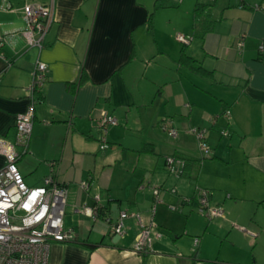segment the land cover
<instances>
[{"label":"crops","instance_id":"0c3cea01","mask_svg":"<svg viewBox=\"0 0 264 264\" xmlns=\"http://www.w3.org/2000/svg\"><path fill=\"white\" fill-rule=\"evenodd\" d=\"M181 1L54 0L53 22L38 52L27 47L22 35L21 9L52 0H0L1 139L13 140L16 118L30 105L25 89L35 62L47 66L33 105L27 152L17 149V168L28 186L53 176L68 190L63 228L74 232L75 241L52 243L48 264H264V51H259L264 0H186L183 24L171 27L168 20L170 28L159 34L156 14L182 6ZM197 2L208 6L216 22L202 39L195 37L183 46L176 37L191 35ZM225 110L228 119L221 116ZM102 111L117 121L106 132V142L114 146L104 151L97 140ZM168 120L180 135H168L178 139L176 149L165 155L202 160L196 170L180 174L195 187L191 196L159 190L156 203L157 188L150 189V182L144 185L139 175L121 179L114 190L117 163L123 173L161 165L167 170L153 158L162 145L161 123ZM195 128L208 131L212 154L207 159L200 158L192 143ZM147 144L152 151L141 152ZM84 181L88 191L79 187ZM197 189L210 191V204L221 206L224 217L210 224L195 219L192 202L183 205L189 210L183 213L182 232H177L165 218L177 207L167 209L165 203H175L182 193L193 199ZM97 196L96 217L83 215L82 207H93ZM124 211L138 213L143 225L154 224L149 250L142 255L132 250L137 220H125L118 240L109 233L105 219L115 221ZM218 225L253 241L251 260H240L231 241L230 259L205 253L210 238L218 239L213 234ZM195 237L200 241L194 248Z\"/></svg>","mask_w":264,"mask_h":264},{"label":"built area","instance_id":"2783aa9c","mask_svg":"<svg viewBox=\"0 0 264 264\" xmlns=\"http://www.w3.org/2000/svg\"><path fill=\"white\" fill-rule=\"evenodd\" d=\"M53 1L48 5L26 4L22 7L21 13L25 23L22 35L28 48H35L38 52L43 49L45 36L53 22ZM176 40L187 46L192 41V37L177 35ZM2 41L0 34V47ZM238 46H242L241 41ZM259 51H264V39L261 41ZM46 73L47 66L37 60L31 73V81L25 89L30 105L16 118L13 140L7 142L0 138V155L4 160V165L0 168V264H48L52 243L75 241L74 232L63 228L67 187L58 183L53 176L45 177L39 186H28L17 168L20 157L17 149L21 154L27 152L34 117L33 105L37 101L36 93L45 83ZM229 114V111L225 110L221 116L228 119ZM216 118L211 120L212 124L215 123ZM116 125L117 121L111 114L103 111L100 113L97 124L100 150L108 149L106 132L108 127ZM162 130L171 138L177 137V131L165 123ZM191 131L197 140L202 159L209 158L212 150L205 140V131L196 128ZM222 135H226V132H222ZM164 165L171 174L180 176L182 173L183 161L175 156H167ZM79 187L83 191H88L89 183L81 182ZM159 190H153L156 203L159 202ZM171 193H174V190H171ZM94 200L93 207L83 206L81 210L83 215L93 219L98 213L99 197H95ZM192 202L197 213L208 220L224 217L221 206L210 204L208 190L197 189L193 199H180L181 206L190 205ZM128 219L139 222V231L132 250L142 255L149 250L151 244L150 233L154 228L152 222L143 225L140 223L138 213L127 211L120 212L115 221H111L110 218H106L105 221L109 224L111 235L122 236L124 222ZM193 244L197 247L198 240L194 239Z\"/></svg>","mask_w":264,"mask_h":264},{"label":"rangeland","instance_id":"374dc122","mask_svg":"<svg viewBox=\"0 0 264 264\" xmlns=\"http://www.w3.org/2000/svg\"><path fill=\"white\" fill-rule=\"evenodd\" d=\"M172 1L179 2V0H172ZM186 2L187 1L184 0V4L182 6L180 4L179 7L176 8V9L162 10V12H158L156 14V17L158 18L159 23H160L158 25L159 34L163 33V29L164 28H165L164 32L167 31V29L170 28V24H169L168 20H171V23H172L171 27H173V25L176 24L177 22H180L181 24H183V20H184L183 19V14H184L183 11H184V9L187 10V8L185 6ZM193 2H195V0H193ZM187 24H188L187 26H188V29H189L190 22L187 23ZM169 122L170 121L168 120V121H165V122H162V123H165L166 125L170 126L168 124ZM162 123H161V128L159 130L161 135H162V145L161 146L157 145L158 156H157V158H153L154 160L157 159L159 164H163V162H164V160H165V158L167 156L165 154H168V152H170L171 150L176 149V140L178 139L177 138V139L174 140V139H171L170 137H168L167 132L162 130V126H163ZM170 124H171V122H170ZM171 127H173L172 124H171ZM173 128L177 131L178 137H179L180 129H177L175 127H173ZM199 129L200 130H204L202 128H199ZM107 133H106V138H107ZM207 134H208V131H205V134H204L205 135V140L207 142V145L212 150L211 146L208 143L209 139H208V135ZM126 141L130 142L127 138L125 139V142ZM191 142H192V140H191ZM192 143H194V146L196 147V150L199 153L198 155L200 156V158H202L201 154L199 152V149H198L197 140L192 142ZM112 146H114V145L111 144V146H109V148L112 147ZM114 166L115 167H113V171H112V173H113L112 182L114 183V185L117 184V185H115L113 187L114 190L116 189V187L120 188L121 184H119V183H120L121 179H122V182H123L124 179L135 177V176H132V175H139L141 179L144 178V185L147 184V182L148 183L150 182V185H148L149 188L150 189L151 188L160 189V193L163 194V195L171 196V190H174L175 193L176 192L177 193H179V192H188L190 194L189 196H191V193L193 192V190L195 188L187 180H184V179L180 178V176H177V175H174V174H170L168 172V170H163L162 169V165L158 166L157 169H155V170L154 169L153 170L152 169H150V170H145L144 169L143 172L141 170H136V172L134 174L131 171H129V173L128 172L127 173L126 172L123 173L122 171H120L119 168H121V170L122 169L124 170V168L120 167L118 165V163L115 164ZM127 191H130V189L128 188ZM137 191L140 192L138 189H137ZM184 194L185 193L181 194L182 198L188 197V196H186ZM188 198H191V197H188ZM165 205H166L167 209L170 206L177 207L175 212H172L169 215H166L165 218H167L170 221V223H172L174 225V228L177 230V232H180V231L182 232L183 226H184V224L186 222L184 214L188 213L189 208L187 206H181L180 205V198L179 197H178V199L176 200L175 203H173V204L165 203ZM190 215H192L195 219L203 220V222L205 220V223H209V224H210V222H212V221H214L216 219V218H214L212 220H208V219L204 218L203 216L199 215L194 208L191 209ZM218 226H219L218 229L213 230V234L215 236H218V239L215 240V238H210V241H209V243H208V245L206 247V251L207 252H205V253L207 255L213 256V257L220 255V257H219L220 260H221V258L222 259H230L232 246L229 245V241H231L232 243L236 244V246H237L236 248L240 252V260H248V259L251 260L250 258L252 257V254H253V249H252L253 243H251V242H253V241L252 240H249V241L245 240V238L243 237V236H245L243 232L242 233L240 232V234L242 236L240 235L237 238V236H235V234L229 233L230 232L229 231L230 228L226 230V227L224 225H218ZM194 239H197L198 240V244H199L200 239L198 237H195ZM194 239H193V242H194ZM192 249H193V247H192ZM212 261H213V259H212ZM204 264H210V263L206 262ZM218 264H227V263H224V262L220 261V262H218Z\"/></svg>","mask_w":264,"mask_h":264},{"label":"trees","instance_id":"16d2710c","mask_svg":"<svg viewBox=\"0 0 264 264\" xmlns=\"http://www.w3.org/2000/svg\"><path fill=\"white\" fill-rule=\"evenodd\" d=\"M208 6L205 5L204 3L197 2L194 6L193 9V23H192V32H191V37L193 38H200L202 39L205 34L211 31L214 23L216 20H214L210 13L207 11ZM184 52L181 54V60L185 58ZM186 60V59H185ZM149 151L151 152V146L150 145H143L141 148V152H146ZM177 158L181 159L183 161V167H182V173L181 175H188L187 171L191 168L194 167L196 170L197 167L200 165V161L194 160L191 158H185V157H180L176 156Z\"/></svg>","mask_w":264,"mask_h":264},{"label":"water","instance_id":"95a60500","mask_svg":"<svg viewBox=\"0 0 264 264\" xmlns=\"http://www.w3.org/2000/svg\"><path fill=\"white\" fill-rule=\"evenodd\" d=\"M119 239V236H116L115 238H114V240H118Z\"/></svg>","mask_w":264,"mask_h":264}]
</instances>
